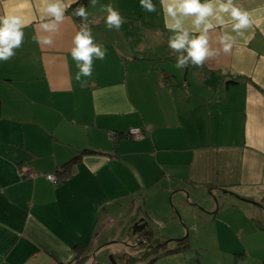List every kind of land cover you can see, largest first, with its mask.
Listing matches in <instances>:
<instances>
[{
  "label": "crops",
  "instance_id": "crops-1",
  "mask_svg": "<svg viewBox=\"0 0 264 264\" xmlns=\"http://www.w3.org/2000/svg\"><path fill=\"white\" fill-rule=\"evenodd\" d=\"M108 3L121 13L119 30L105 25ZM153 3L147 12L140 0H88L87 20L66 10L46 33L44 0H0V15L31 21L0 61V264H95L127 252L138 259L129 264H264V0H239L252 24L230 52L183 70ZM82 22L107 49L85 86L70 55ZM222 31L231 21L210 33L214 48ZM39 35L53 43L38 44ZM132 127L144 137L108 135ZM82 148L94 152L60 177ZM169 193L184 224L166 210ZM150 217L167 244L143 259L127 229ZM183 237L188 246L171 251Z\"/></svg>",
  "mask_w": 264,
  "mask_h": 264
},
{
  "label": "clouds",
  "instance_id": "clouds-1",
  "mask_svg": "<svg viewBox=\"0 0 264 264\" xmlns=\"http://www.w3.org/2000/svg\"><path fill=\"white\" fill-rule=\"evenodd\" d=\"M44 12L49 17L42 22L40 28L46 33H55L66 18V10L77 0H44ZM95 3V0H91ZM165 15V27L169 30L168 47L176 55L175 67L185 69L190 65L202 66L208 58L215 57L222 50L228 53L232 50L238 38L245 36V30L251 24V13L239 4V0H160ZM140 6L147 12H155L153 0H140ZM106 12L105 25L119 30L123 23L120 11L108 3L104 6ZM72 13L87 20L88 12L83 5L73 9ZM227 17V19H226ZM190 24L186 25V20ZM231 21V31H222L218 37L220 48H214L210 33L218 26H224ZM31 21L16 11L0 15V61H7L15 55L23 43L24 29ZM38 44L51 45V35L34 36ZM107 49L104 45L94 42L93 30L88 23H81L78 31L72 37L70 55L76 62L78 71L76 80L85 86L87 81L82 77H90L93 72L94 59L103 60Z\"/></svg>",
  "mask_w": 264,
  "mask_h": 264
},
{
  "label": "trees",
  "instance_id": "trees-1",
  "mask_svg": "<svg viewBox=\"0 0 264 264\" xmlns=\"http://www.w3.org/2000/svg\"><path fill=\"white\" fill-rule=\"evenodd\" d=\"M87 3H88V0H77V3L76 4H73L72 6H71V8H69L68 9V11L71 13V15L77 20V21H81V17H79V16H75L73 13H72V11H73V9H75L76 7H78V6H80V5H83L84 7H85V9L87 8ZM132 128H138L141 132H142V134H143V137H144V130L142 129V128H140V127H132ZM132 128H129L126 132H120V131H118V132H113V131H109V133H108V135H110V137L114 140V141H116L119 137H127V138H131L129 135H128V133H129V130L130 129H132ZM142 137V138H143ZM141 138V139H142ZM133 139V138H132ZM135 140H137V139H135ZM138 140H140V139H138ZM89 152H94L92 149H89V148H82L81 150H80V152L79 153H77L78 155H76L75 157H73L72 159H70L69 161H67L62 167H60L59 169H60V171L61 172H59L60 173V177H67V176H69V173H70V169H71V165L73 164V163H75L80 157H81V155L82 154H84V153H89ZM20 168H21V173L24 175L25 174V171L26 170H28L27 168V166H25V165H21L20 166ZM55 176V175H54ZM45 177H46V175H45ZM47 178V177H46ZM48 179V178H47ZM49 180V179H48ZM49 181H51V180H49ZM58 181V178L55 176V181H51V182H53V183H56ZM175 244H176V246H175V248H173V249H171V251H177V250H181V249H183V248H185V247H187L188 246V242H187V239H186V237H183V238H180V239H177V240H175ZM77 246H75V248H76Z\"/></svg>",
  "mask_w": 264,
  "mask_h": 264
},
{
  "label": "rangeland",
  "instance_id": "rangeland-1",
  "mask_svg": "<svg viewBox=\"0 0 264 264\" xmlns=\"http://www.w3.org/2000/svg\"><path fill=\"white\" fill-rule=\"evenodd\" d=\"M110 136V135H109ZM131 138H133V137H131ZM134 139V138H133ZM141 139V138H140ZM138 140V139H137ZM25 174L26 175H30L31 173H30V171L29 170H26L25 171ZM172 194L171 193H169V197H168V202H167V206H166V210L168 211V213H170L171 215H174V217L176 218V219H178V221L181 223V224H184V222H183V220L181 219V216H180V213H179V211L177 210V205L174 203V201H173V199H172ZM184 197H185V195H184ZM189 198H191V196H189L188 197V199ZM193 198V197H192ZM185 199V201H186V203H189V201L190 200H188V199H186V197L184 198ZM190 203L192 204V203H194V204H196V202L195 201H193V202H191L190 201ZM191 204H187V205H190L191 206ZM154 205H157L155 202H154ZM154 207H156V206H154ZM152 214H154V216H158V215H161V216H163V215H165L164 214V211H160V209H156V208H154V210L152 211ZM152 217H150L149 218V224L151 225L152 224ZM127 233H128V235L130 236V237H133V234H132V229H130V228H128L127 229ZM154 238V237H153ZM133 239H134V237H133ZM154 240V239H153ZM169 243H171V242H169ZM131 248H133V249H137V247H131ZM107 252H105L104 254H106ZM79 258V257H78ZM78 258H77V260H78ZM115 260L116 261V263L117 264H123V263H125V259L128 261L126 264H129L130 263V261L132 260V259H134V257H132V255L131 254H129L128 252L127 253H122L121 255H111V253H108V254H106V256H105V259L102 261V263H98L99 261L98 260H96V262L97 263H95V264H109L110 263V260ZM142 259V258H141ZM143 259H147L146 257H143ZM135 261H137L136 259H134Z\"/></svg>",
  "mask_w": 264,
  "mask_h": 264
},
{
  "label": "flooded vegetation",
  "instance_id": "flooded-vegetation-1",
  "mask_svg": "<svg viewBox=\"0 0 264 264\" xmlns=\"http://www.w3.org/2000/svg\"><path fill=\"white\" fill-rule=\"evenodd\" d=\"M137 235H140V234L136 233L133 236L134 237L133 244L135 245L134 247H137L138 249L139 257L141 256V257L152 258L160 251V249H163L165 247V245L159 246V243L161 242H159L158 240H155V238H153V235L145 236V237L139 236L140 238L136 239ZM67 264H81V263L80 262L78 263L77 260L75 259L74 261H71ZM123 264H126V263H123Z\"/></svg>",
  "mask_w": 264,
  "mask_h": 264
},
{
  "label": "water",
  "instance_id": "water-1",
  "mask_svg": "<svg viewBox=\"0 0 264 264\" xmlns=\"http://www.w3.org/2000/svg\"><path fill=\"white\" fill-rule=\"evenodd\" d=\"M185 196H186V199H188L186 192H185ZM211 199H212L213 204L215 206L219 205V198L216 195L212 194ZM131 229H132L133 236L136 233L140 234V235L136 236V239H139L140 238L139 236L145 237V236H152L153 235V230L151 229L149 222L147 220H145L144 218L138 219V221H136L132 225ZM166 244H167V241H163V242L159 243V246H163ZM134 246H135L134 244L131 245V247H134ZM110 264H116V261L112 259V260H110Z\"/></svg>",
  "mask_w": 264,
  "mask_h": 264
},
{
  "label": "built area",
  "instance_id": "built-area-1",
  "mask_svg": "<svg viewBox=\"0 0 264 264\" xmlns=\"http://www.w3.org/2000/svg\"><path fill=\"white\" fill-rule=\"evenodd\" d=\"M128 135L134 139H140L143 137L142 132L138 128L130 129ZM33 175H36V173H33ZM46 177L51 181H55L54 174H47Z\"/></svg>",
  "mask_w": 264,
  "mask_h": 264
}]
</instances>
